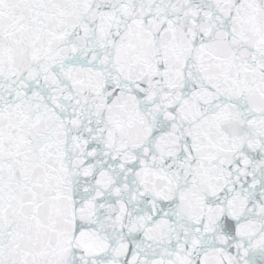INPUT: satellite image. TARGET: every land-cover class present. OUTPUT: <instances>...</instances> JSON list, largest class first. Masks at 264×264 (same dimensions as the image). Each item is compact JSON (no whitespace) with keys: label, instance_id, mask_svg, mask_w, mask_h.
<instances>
[{"label":"snow or ice","instance_id":"snow-or-ice-1","mask_svg":"<svg viewBox=\"0 0 264 264\" xmlns=\"http://www.w3.org/2000/svg\"><path fill=\"white\" fill-rule=\"evenodd\" d=\"M0 264H264V0H0Z\"/></svg>","mask_w":264,"mask_h":264}]
</instances>
